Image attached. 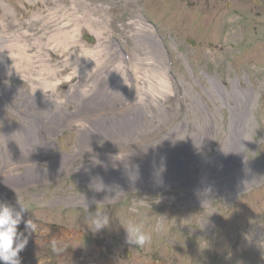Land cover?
Segmentation results:
<instances>
[{"label":"rangeland","instance_id":"374dc122","mask_svg":"<svg viewBox=\"0 0 264 264\" xmlns=\"http://www.w3.org/2000/svg\"><path fill=\"white\" fill-rule=\"evenodd\" d=\"M201 1L36 0L24 19L0 26V174L16 149L4 148L7 138L28 161L47 157L49 139L67 132L54 140L58 166L39 170L60 181L34 189L31 203L71 202L77 221L107 210L103 230L126 244L119 219L146 218L151 230L165 216L148 245H130L153 264H264V85L256 76L264 41L229 22L239 12ZM65 35L64 64L61 50L43 51L52 60L42 67L16 69L9 59L15 38L32 54L36 42ZM85 54L96 57L85 64ZM30 133L35 144L26 145ZM143 143L150 150L131 156Z\"/></svg>","mask_w":264,"mask_h":264},{"label":"flooded vegetation","instance_id":"af4514ba","mask_svg":"<svg viewBox=\"0 0 264 264\" xmlns=\"http://www.w3.org/2000/svg\"><path fill=\"white\" fill-rule=\"evenodd\" d=\"M204 2L209 4L210 9L217 12H239L236 25L252 27L254 34L259 35L264 41V0H205ZM34 4H36V0H0V26L6 27L5 25L15 24L18 17L20 20L24 19V6L34 8ZM5 30L7 31L6 28L2 29L1 35ZM11 34L13 36L12 31ZM261 65L256 76L263 86L264 60ZM26 138L29 140L24 144H35L32 141L34 137L27 136ZM7 140H13V137H9ZM18 156L21 155L17 152L9 154L5 158L3 169L12 168L21 158ZM28 170L34 169H24L21 174H18L22 178L16 177V179L8 180V176L2 187L6 184H10V186H4L6 189L3 191L6 194L0 196V199H5L14 206H18L19 200L28 208L24 218L34 220L36 218L38 223L49 230L41 234L33 233L30 236L26 248L19 254L22 264H153L152 257L140 251L135 252L129 244L111 241V233L105 230L96 232V234L92 233L87 227L85 217L82 221L74 219L72 211H69V208H72L71 202L63 201L58 197H48L37 202L34 198L35 202L31 203L30 197H36V192L13 194L14 189L23 191L30 187H36V184L47 182L53 177L52 173H41V176H34L31 172H27ZM36 177L43 179L36 182ZM23 227L21 224L18 230H23ZM53 238L59 239L58 247L67 248L60 255L54 254L52 251L50 241ZM90 240L92 242L89 244Z\"/></svg>","mask_w":264,"mask_h":264},{"label":"clouds","instance_id":"9594fccd","mask_svg":"<svg viewBox=\"0 0 264 264\" xmlns=\"http://www.w3.org/2000/svg\"><path fill=\"white\" fill-rule=\"evenodd\" d=\"M234 19L238 18L230 17L229 22L231 23ZM161 170L163 169L161 168ZM27 211L28 208L19 200L18 206H14L7 200L0 199V264H22L19 254L26 248L30 236L33 233L41 234L49 231L38 223L36 218L35 220L25 219ZM165 218V216L157 215L151 230L145 223L146 218L143 217L129 219L126 224L120 219L119 221L126 231V242L129 245L143 248L153 240L155 234L164 229ZM111 219L107 210H97L95 213L87 212L85 216V222L91 226L90 229L94 232L108 228ZM21 224L24 226L23 230H18ZM50 243L54 254L60 255L67 249L58 247L59 239L57 238H53Z\"/></svg>","mask_w":264,"mask_h":264},{"label":"bare ground","instance_id":"6f19581e","mask_svg":"<svg viewBox=\"0 0 264 264\" xmlns=\"http://www.w3.org/2000/svg\"><path fill=\"white\" fill-rule=\"evenodd\" d=\"M36 13H37V11H36ZM33 17H36V16H33ZM36 18H39V17H36ZM16 37L18 38V36H16ZM66 37H67V35H65V39H63V40H60L61 38L60 39H53L51 41V43H49V44H42L40 41H38V42H36V52H34L32 54L28 53V51L30 49V46L25 43L24 37L21 40L19 38L15 39V40L11 41V44L9 45V50L13 53L12 56L9 59H11L12 62L16 63V69H18L19 63H23L25 65L29 64V66L32 64L33 66L36 65V66H41L42 67V66H45L46 63L49 64V62L52 60L51 58H47V56H45V54H43V51H45V50H51V51L52 50L53 51L61 50L63 55L60 56V58L57 59L58 61H60L59 63L58 62L57 63L59 65H60V63L64 64V63L68 62V60H69L68 57H67V50H69L70 46H71L70 45L71 43L68 42ZM88 55L89 54H85L84 55V59L83 60H84L85 64H88V62H90V59L93 60L97 56L96 53H95L96 56L94 55V57L93 56L89 57ZM84 67H86V65H83V68ZM48 69H50V68H48ZM27 70H29V69H27ZM27 70H25V71H27ZM74 72H76V71H74ZM50 78H52V76H50ZM51 81L52 80H50V82L46 83V87H52L53 88L55 86L56 82L52 84ZM124 81L125 80L122 79L121 84L123 85L124 88H127V85L124 86V83H123ZM123 87L121 86L120 89L118 90V95H120V96H123V94H124V90H122ZM121 119H124V118H121ZM128 123H130V122H122V123H120L118 125L121 126V127H126ZM86 133H89V132H86ZM41 147H44V146L41 145ZM46 148H47V146H46ZM142 148L140 149L139 152H137L138 154H136V155H139V153H142L143 151L145 152V151L150 150V147L149 148L146 147V148H143V149ZM44 151H45V148H43L41 150V152H44ZM136 155H131V156H136ZM126 157L127 156H123V158H126ZM36 160H40V159H36ZM169 160H170L169 162H172L174 159L169 158ZM59 161H60V156H59V159L56 160V162L54 163L55 167L58 165ZM24 162L25 161H23V163ZM176 165L178 167H181L182 175H183L184 174L183 173V167L184 166L183 165H179V163H177ZM54 166H52V167L54 168ZM39 170H42V168H37V169H34V170H28L27 172H31L34 176L35 175L36 176H41L42 174H40ZM32 174H30V175H32ZM147 176H151V175H147ZM10 177H12V178H10ZM16 177L17 178H22L21 176H19L17 174L16 176L10 175L8 177L9 178L8 180L16 179ZM154 177H156V176L154 174H152L151 178H154Z\"/></svg>","mask_w":264,"mask_h":264},{"label":"water","instance_id":"95a60500","mask_svg":"<svg viewBox=\"0 0 264 264\" xmlns=\"http://www.w3.org/2000/svg\"><path fill=\"white\" fill-rule=\"evenodd\" d=\"M84 38L89 41L90 43H94L95 39L92 36L85 35ZM192 44H194V41H191Z\"/></svg>","mask_w":264,"mask_h":264}]
</instances>
